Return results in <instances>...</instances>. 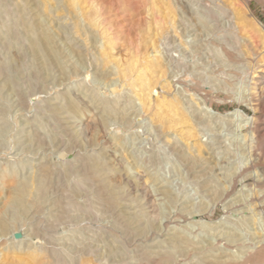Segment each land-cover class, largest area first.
Segmentation results:
<instances>
[{"label": "rangeland", "instance_id": "1", "mask_svg": "<svg viewBox=\"0 0 264 264\" xmlns=\"http://www.w3.org/2000/svg\"><path fill=\"white\" fill-rule=\"evenodd\" d=\"M73 1L0 0V264H238L264 239V0Z\"/></svg>", "mask_w": 264, "mask_h": 264}, {"label": "bare ground", "instance_id": "2", "mask_svg": "<svg viewBox=\"0 0 264 264\" xmlns=\"http://www.w3.org/2000/svg\"><path fill=\"white\" fill-rule=\"evenodd\" d=\"M73 1V0H72ZM79 1V0H78ZM168 1V3L170 2L169 0H167ZM54 2H57V1H54ZM60 2V1H59ZM73 2H75V0L73 1ZM72 2V3H73ZM77 2V1H76ZM171 3V2H170ZM80 5V4H79ZM79 8V7H78ZM59 9V8H58ZM62 9L60 8L59 9V11H61ZM73 10V9H72ZM50 13V12H49ZM61 15H62V13H61ZM59 19L55 22V23H57L58 22V24H59V21L60 20H62L63 18H65L66 16H64V15H62V16H59L58 14L56 15ZM69 16V15H68ZM174 17V16H173ZM67 18V17H66ZM47 20H48V18H47ZM50 22H54V20L53 19H50ZM171 22V21H170ZM173 24V23H172ZM53 25V24H52ZM163 26V25H162ZM62 28V27H61ZM32 29V28H31ZM68 29V28H67ZM56 31V30H55ZM62 31V30H61ZM159 31H163V30H159ZM67 32V31H66ZM256 32H257V38L254 40V42L256 43V45L257 46H260L261 44H263V48H264V28H263V30L262 29H256ZM160 32H157V34H159ZM164 33V32H163ZM168 33V32H167ZM79 34V33H78ZM164 35V34H163ZM167 35V34H166ZM82 39V38H81ZM163 39V38H162ZM161 39V40H162ZM158 40V39H157ZM154 41V40H153ZM152 43V42H151ZM164 43V42H163ZM73 44V43H72ZM111 47V46H110ZM152 47L154 48V50L156 51V53L158 52L159 53V51H157V45L155 44V42H153V44H152ZM151 47V48H152ZM112 49H114V45L111 47ZM159 50V49H158ZM161 52V51H160ZM110 54V53H109ZM161 54V53H160ZM104 55V54H103ZM156 57H158L157 55H155ZM115 57V56H114ZM262 57H264V56H262ZM109 58V57H108ZM113 58V57H112ZM148 58V57H147ZM156 59V58H155ZM158 59H159V57H158ZM262 59V58H261ZM264 59V58H263ZM118 60V59H117ZM110 61V60H109ZM112 62L113 61H115V60H111ZM135 61V60H134ZM140 61V60H139ZM138 61V62H139ZM137 62V61H136ZM146 62V61H145ZM263 62V61H262ZM135 63V62H134ZM141 63V62H140ZM158 63V62H157ZM108 64V63H107ZM111 64V63H110ZM137 63H135V66H137L136 65ZM139 66V65H138ZM145 66V65H144ZM152 66V65H151ZM132 67H134V66H132ZM149 68H150V66H149ZM161 71H163V73H164V70L163 69H160ZM160 71V72H161ZM142 72H144V71H142ZM146 72V71H145ZM163 73L161 74V75H159V77H162L163 76ZM165 73H166V70H165ZM140 76H142L143 74L140 72ZM133 75V74H132ZM144 76V75H143ZM146 76V75H145ZM145 76H144V79H145ZM171 79V78H170ZM170 79L168 80V81H170ZM133 80V79H132ZM150 82V81H149ZM149 82L148 83H146V85L144 86V91H146V90H148V92H146V95H145V100H142V101H144V107H145V112L148 114L150 111H152L153 109H154V107L156 106V104H155V102H153V99H152V96H151V93H152V84L150 83L149 84ZM138 84V83H137ZM144 84V83H143ZM165 84V83H164ZM169 84H171V83H168L167 85H168V88H169ZM141 85V84H140ZM164 86V85H163ZM171 86H172V84H171ZM171 86H170V88H171ZM135 89H137V88H135ZM163 89V88H162ZM167 89V88H166ZM143 91V90H142ZM168 91V90H167ZM135 93V92H134ZM137 93H139V92H137ZM142 94V93H141ZM136 95V94H135ZM143 95V94H142ZM264 95V94H263ZM143 97V96H142ZM165 98L166 97H164L163 96V98H160V101H161V103H164L166 100H165ZM169 98V97H168ZM254 98V97H253ZM261 99V98H260ZM194 100V99H193ZM159 101V102H160ZM257 103V102H256ZM165 104V103H164ZM163 105V104H162ZM167 106L169 107V112H173V113H177V114H179V115H181V113H183L182 111H181V109H180V107H182V105L179 107V103L178 102H176L175 100H169L168 99V102H167ZM207 109H212V107H211V105L210 104H208L207 105ZM154 110H156V109H154ZM167 110V111H168ZM184 111V110H183ZM211 113V112H210ZM154 115V114H153ZM172 116V115H171ZM185 116V115H184ZM183 116V118H185ZM66 117V116H65ZM178 117V116H177ZM181 118V117H180ZM218 118V117H217ZM187 119V118H186ZM210 120V119H209ZM245 120V119H244ZM183 121V120H182ZM187 120H185V122H186ZM72 122H74V121H72ZM80 123H81V121H79ZM211 122V121H210ZM74 125V124H73ZM188 125V124H187ZM195 125V124H194ZM205 125V124H204ZM80 126V125H79ZM78 126V127H79ZM93 126V125H92ZM257 126V125H256ZM72 127V126H71ZM170 127V126H169ZM195 127V126H194ZM259 127V126H258ZM70 128V127H69ZM171 128H173V127H171ZM199 128V127H198ZM197 128V129H198ZM201 128V127H200ZM64 129V128H63ZM258 129V128H257ZM193 130V129H192ZM199 130V129H198ZM202 130V129H201ZM260 130H262V128L261 129H259V130H256L255 131V135L254 136H252V137H254V140H253V142H252V144L253 145H250L251 147V151H250V153L249 154H251V162H250V164L249 165H257L258 163H259V159H260V153H261V151H262V153H263V151H264V140L262 141H257V138H259V136H260ZM193 133V132H192ZM200 134V133H199ZM198 135V133H195V136H197ZM201 135V134H200ZM189 136V135H188ZM190 137H193L194 138V136H190ZM197 138V137H196ZM186 139H188V138H186ZM202 140V139H201ZM188 141V140H187ZM196 141V140H195ZM210 142V141H209ZM195 143V142H194ZM197 144V143H196ZM200 144V143H199ZM197 146V145H196ZM202 147V146H201ZM197 148V147H196ZM213 148V147H212ZM214 149V148H213ZM227 149V148H226ZM218 150V149H217ZM260 150V151H259ZM189 151V150H188ZM192 151V150H191ZM212 151V150H211ZM216 155V154H215ZM202 157V156H201ZM250 157V156H249ZM203 158V157H202ZM205 158V157H204ZM221 159V158H220ZM224 159V158H223ZM205 163V162H204ZM213 165V164H212ZM216 166V165H215ZM258 167V166H257ZM114 169V168H113ZM254 169V168H253ZM42 171V170H41ZM259 172V173H258ZM258 172L256 173L257 175H259V177H258V180H256V184L254 185L253 184V188L251 189L253 192V195H252V199L251 200H253V198H256V197H260V196H263L264 197V188L263 187H261V186H263V183H264V169L263 170H261L260 169V171H259V169H258ZM40 173V172H39ZM237 173V172H236ZM140 174V173H139ZM49 175V174H48ZM136 176V175H135ZM50 177V176H49ZM245 177V176H244ZM237 180V179H236ZM136 181H139L140 182V184H139V186H140V188L138 189V190H140V192H141V194H142V196H143V201H145V204H150V202H152L153 201V197L151 196V193H150V191H149V189H148V186H147V184L145 183V182H143V178H142V176L141 175H139V176H137V180ZM105 182V181H104ZM236 184V183H235ZM138 186V187H139ZM134 187V186H133ZM256 187H261L262 189H261V191H258L257 189H256ZM223 188V187H222ZM103 192V191H102ZM259 192H261V194L259 193ZM96 195V194H95ZM124 195V194H123ZM250 195V194H249ZM109 197V196H108ZM125 197V196H124ZM244 199V198H243ZM257 199V198H256ZM243 201V200H242ZM255 202H257L256 200H254L252 203H255ZM238 205V204H237ZM253 205H255V204H253ZM249 207V206H248ZM251 208H253L254 209V207H251ZM250 209V208H249ZM263 213V212H262ZM137 214V213H136ZM252 214V213H251ZM144 215V214H143ZM143 217V216H142ZM143 219V218H142ZM149 219V218H148ZM126 220V219H125ZM124 221V220H123ZM129 223V222H128ZM131 232V231H130ZM261 234V233H260ZM230 236V235H229ZM243 237V236H242ZM258 238V237H257ZM256 239V238H255ZM264 240V239H263ZM262 240V238L261 239H258L257 240V242H256V244H254L253 246H251L250 248H252V249H247V250H245L243 253H241V254H239V255H234L235 256V260H236V263H238V264H250V263H252L253 261H255V263H261V261H264V245H263V243H264V241ZM216 242V241H215ZM222 243V242H221ZM244 244H245V242H244ZM226 246V245H225ZM58 250V249H57ZM182 253V252H181ZM210 253V252H209ZM155 254V253H154ZM197 254V253H196ZM145 255V254H144ZM150 255V254H149ZM233 255V254H232ZM213 256V255H212ZM197 258V257H196ZM234 258V257H233ZM224 260V259H223ZM100 261V260H99ZM219 261V260H218ZM169 262V261H168ZM223 262V261H222ZM227 264V263H226Z\"/></svg>", "mask_w": 264, "mask_h": 264}, {"label": "water", "instance_id": "3", "mask_svg": "<svg viewBox=\"0 0 264 264\" xmlns=\"http://www.w3.org/2000/svg\"><path fill=\"white\" fill-rule=\"evenodd\" d=\"M16 236H19V235H16Z\"/></svg>", "mask_w": 264, "mask_h": 264}]
</instances>
